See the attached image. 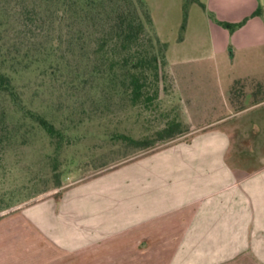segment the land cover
Listing matches in <instances>:
<instances>
[{
  "label": "rangeland",
  "instance_id": "obj_1",
  "mask_svg": "<svg viewBox=\"0 0 264 264\" xmlns=\"http://www.w3.org/2000/svg\"><path fill=\"white\" fill-rule=\"evenodd\" d=\"M142 1L152 20L150 33L167 44L168 61L153 84L157 96L147 105L129 102L119 84L122 72L112 84L92 73L88 50L60 46L53 26L36 21L37 0H0V73L10 78L25 109L63 134L49 137L0 94V112L8 115V136L0 138V217L150 154L116 135L156 139L158 131L177 122L176 143L211 129L219 113L211 111L210 102L219 105L229 87L230 114L245 108L239 117L250 119V134L258 135L264 116V13L261 33L251 24L234 42L231 31L197 4ZM253 151L257 155L256 145Z\"/></svg>",
  "mask_w": 264,
  "mask_h": 264
},
{
  "label": "crops",
  "instance_id": "obj_2",
  "mask_svg": "<svg viewBox=\"0 0 264 264\" xmlns=\"http://www.w3.org/2000/svg\"><path fill=\"white\" fill-rule=\"evenodd\" d=\"M190 3L263 31L264 0ZM229 88L211 129L0 217V264H264V116L250 134Z\"/></svg>",
  "mask_w": 264,
  "mask_h": 264
},
{
  "label": "trees",
  "instance_id": "obj_3",
  "mask_svg": "<svg viewBox=\"0 0 264 264\" xmlns=\"http://www.w3.org/2000/svg\"><path fill=\"white\" fill-rule=\"evenodd\" d=\"M36 4L32 9L35 16H38L36 21L53 26L55 39L60 46L76 48L79 52L88 50L86 58H93V74L107 76L113 84L118 80L117 73L120 71L122 78H119V84L128 94L132 105L153 102L157 96V88H153V84L162 79L167 44L150 33L152 20L142 0H37ZM255 15L257 11L252 16ZM185 20L184 12L181 30L185 28ZM244 22L245 20L237 24H218L233 31ZM0 94L8 97L15 112L20 113L23 119H30L39 125L51 138H63V134L41 115L25 109L10 78L2 73ZM7 118V113L2 110L0 138L8 136L5 133ZM179 128V123L172 122L156 133V139L137 140L122 134L116 135L115 139L128 147L151 150L150 153H153L160 144L175 141L176 136L181 134ZM2 142L0 140V146ZM61 193L58 192L53 197L58 198Z\"/></svg>",
  "mask_w": 264,
  "mask_h": 264
}]
</instances>
